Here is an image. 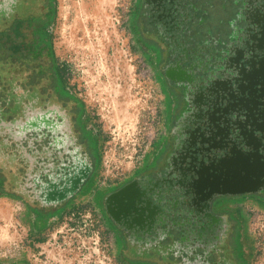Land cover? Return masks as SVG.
Returning <instances> with one entry per match:
<instances>
[{"label": "flooded vegetation", "instance_id": "flooded-vegetation-1", "mask_svg": "<svg viewBox=\"0 0 264 264\" xmlns=\"http://www.w3.org/2000/svg\"><path fill=\"white\" fill-rule=\"evenodd\" d=\"M51 12L52 0H0V121L23 123L7 143L15 153L20 142L26 164L24 173L16 165L0 168V191L39 213L74 196L53 206L36 195L40 186L62 194L94 168L79 104L63 91L42 33ZM137 28L174 110L155 165L103 196L122 253L140 264H245L231 212L215 206L250 196L264 202V144L257 182L216 185L214 162L240 146L238 99L249 97L259 66L264 77V0H140ZM21 173L35 178L27 188L16 183ZM230 190L240 193L219 195Z\"/></svg>", "mask_w": 264, "mask_h": 264}, {"label": "rangeland", "instance_id": "rangeland-1", "mask_svg": "<svg viewBox=\"0 0 264 264\" xmlns=\"http://www.w3.org/2000/svg\"><path fill=\"white\" fill-rule=\"evenodd\" d=\"M139 2L52 0L42 33L63 89L79 104L94 168L81 190L43 223L30 225L36 216L23 199L0 191V260L140 264L123 255L102 207L103 196L163 155L174 110L157 58L137 28ZM215 208L231 212L245 263L264 264L262 199L244 197Z\"/></svg>", "mask_w": 264, "mask_h": 264}, {"label": "water", "instance_id": "water-1", "mask_svg": "<svg viewBox=\"0 0 264 264\" xmlns=\"http://www.w3.org/2000/svg\"><path fill=\"white\" fill-rule=\"evenodd\" d=\"M262 78H264L262 74V67L259 66L258 69L254 70L253 83L249 84V97H240L238 99L237 113L233 119V124L235 125V129L238 131V135L241 138L239 141L240 146L235 149V154L230 156L224 155L221 159L214 162L217 167L214 171L220 172V176H218L216 180L218 181L216 185H222V187H226L230 184L232 185L233 182L234 184L237 182L239 185H246L249 184V182H257L260 176L263 175V172L258 167L257 162V148L259 149L260 144H264V82H260L262 81ZM242 88L244 91H246L247 85L243 84ZM22 124V122L18 121H0V139L2 138L3 134L5 138L3 139L2 143L0 141V159L1 161L3 160L5 163L9 164L6 166V169L10 168L11 165H16L23 172V169L25 168L24 166H26V164L24 157L21 154L22 149L20 148V142L18 140L15 141L18 144L15 147V153L14 150H10L12 147L7 143V135L9 133L16 132L13 129V126L16 127L17 125ZM0 168L4 167L0 165ZM89 169L85 174L83 172L84 175L81 173V175L79 174L80 177L78 178V183L71 189L61 188L63 191L62 194L59 191H57V193H53L56 191V189L53 190L51 186L44 185L40 186L38 191L35 193L37 196L42 198L43 202H48L53 206H56V204L65 203L72 195L80 190L81 185L88 177L87 175L89 173ZM23 173L17 177L16 182L20 185L21 189L27 188L29 183L35 179H32V175L30 176L29 173ZM214 176L212 179L215 181ZM30 186L32 185L30 184ZM231 187L232 186H229V188ZM126 188L127 186L120 188L114 193V195H122L124 189ZM236 193L240 192H234L233 190H230L227 193H220L219 195Z\"/></svg>", "mask_w": 264, "mask_h": 264}, {"label": "trees", "instance_id": "trees-1", "mask_svg": "<svg viewBox=\"0 0 264 264\" xmlns=\"http://www.w3.org/2000/svg\"><path fill=\"white\" fill-rule=\"evenodd\" d=\"M51 14H52V12H51ZM50 17H51V15H50ZM50 17H49V19H50ZM48 19V20H49ZM62 86H63V82H62ZM64 88V87H63ZM63 91H65L64 89H63ZM64 208V207H63ZM62 210V208H57V209H55V210H52V211H50V212H41V213H39V212H34V211H31L35 216H36V218H35V221H36V224L37 223H39L38 221H41L42 223L44 222V220L49 216V215H51V214H53V213H58L59 211H61Z\"/></svg>", "mask_w": 264, "mask_h": 264}, {"label": "crops", "instance_id": "crops-1", "mask_svg": "<svg viewBox=\"0 0 264 264\" xmlns=\"http://www.w3.org/2000/svg\"><path fill=\"white\" fill-rule=\"evenodd\" d=\"M31 223H30V225H33L34 224V221H35V218H34V216H33V218H31ZM35 227V226H34ZM236 229H237V227H236ZM236 237H237V241H238V244L240 245V243L239 242H241V237H240V234H239V232L237 233L236 232ZM239 249H240V246H239ZM240 252V254H241V256H242V260H243V262L245 263V258H244V256H243V254L241 253V250L239 251ZM246 264V263H245Z\"/></svg>", "mask_w": 264, "mask_h": 264}]
</instances>
